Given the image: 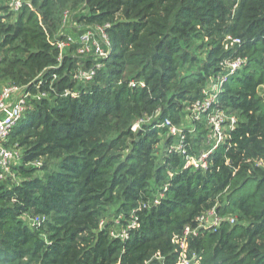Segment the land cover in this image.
<instances>
[{
	"label": "trees",
	"instance_id": "trees-1",
	"mask_svg": "<svg viewBox=\"0 0 264 264\" xmlns=\"http://www.w3.org/2000/svg\"><path fill=\"white\" fill-rule=\"evenodd\" d=\"M10 1L0 0V82L47 97L30 102L7 142L22 158L0 179V264H177L174 237L215 207L237 222L191 242L201 264H264V0H27L18 14ZM67 10L81 28L110 25L107 57L72 48L59 61L48 37H63ZM240 58L217 104L237 117L228 149L208 171L185 169L163 124L180 126ZM97 64L92 81L75 78ZM196 127L192 152L208 133ZM167 184L157 206L137 210ZM37 216L46 222L27 219ZM119 216L139 221L125 241L111 235Z\"/></svg>",
	"mask_w": 264,
	"mask_h": 264
},
{
	"label": "built area",
	"instance_id": "built-area-1",
	"mask_svg": "<svg viewBox=\"0 0 264 264\" xmlns=\"http://www.w3.org/2000/svg\"><path fill=\"white\" fill-rule=\"evenodd\" d=\"M27 0H11L9 2V10L18 14L23 8ZM71 19L70 11H65L62 17V26H66ZM72 20V19H71ZM110 25H94L79 28L78 33L65 34L63 37L54 36L48 37L52 46L57 48L60 53L59 61L62 60L64 54L74 48L77 56L81 58L93 57L95 59L105 58L108 56L113 45L110 40L107 29ZM234 43H240V40H234ZM246 59H237L233 62L225 63L224 73L218 77L212 78L207 89L203 93V97L193 103L187 110V116L191 120V125L188 128H181L174 125L171 120H165L163 127L167 128L169 135L173 137V141L167 151L171 154H177L184 160L185 169H194L208 171L211 165L213 156L221 149L229 146L230 133L237 125V117L227 114L223 109L217 107L219 94L227 81L246 66ZM101 65L97 64L88 70L79 68L75 78L78 81L90 82L94 79L97 69ZM143 87L144 84L137 85L135 82L130 83V87ZM26 86L8 84L0 91V179L3 180L9 175H12L13 166L20 163L22 154L21 151L12 146H8L9 137L22 119L25 112L29 108L32 100L40 101L46 98L44 92L32 93L29 92ZM78 91L66 90L64 96L79 97ZM204 122L208 133L204 142L203 148L198 152H192V143L188 136L196 134L197 123ZM186 129L188 131H186ZM228 149V147H227ZM36 166L38 164H35ZM258 166L264 167L263 162H259ZM169 185H165L163 192L156 196L153 201L142 203L138 211L150 209L160 203V199L168 190ZM136 210V211H137ZM136 211L134 212L136 214ZM28 221L35 226H41L46 222V217H27ZM122 217L116 219V228L111 235L114 238H119L122 241L129 239L130 231L139 226L138 217H134L128 225H123ZM228 221L231 225L237 222L236 217L221 216L216 207L199 215L193 225H187L181 235L174 237L173 243L178 254L177 264H201L198 254L190 251L191 242L200 234L209 231H217L221 225ZM156 258L161 261L163 257L157 254Z\"/></svg>",
	"mask_w": 264,
	"mask_h": 264
},
{
	"label": "rangeland",
	"instance_id": "rangeland-1",
	"mask_svg": "<svg viewBox=\"0 0 264 264\" xmlns=\"http://www.w3.org/2000/svg\"><path fill=\"white\" fill-rule=\"evenodd\" d=\"M78 30H79V28H76V25H73V21L71 19H69V21L66 24V26H64V27L62 26V28L60 30V33L72 34V33H78ZM132 71H133L132 68L129 69V72H132ZM6 85H7V82L1 81L0 82V90H2L3 87H5ZM260 94L264 97V85L260 88ZM191 124H192L191 120L188 118V116H186V117L183 118V121H182L180 127L181 128H188V127H190ZM164 144L165 143L162 142L161 145H160V150H159V154H158L159 158L158 159H160L161 155L164 153V147H165ZM161 193H162L161 190L158 191V194H161Z\"/></svg>",
	"mask_w": 264,
	"mask_h": 264
}]
</instances>
